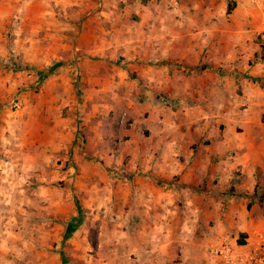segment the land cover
<instances>
[{"label": "rangeland", "instance_id": "374dc122", "mask_svg": "<svg viewBox=\"0 0 264 264\" xmlns=\"http://www.w3.org/2000/svg\"><path fill=\"white\" fill-rule=\"evenodd\" d=\"M197 1L0 0V264H161L158 214L121 200L143 175L132 146L154 144L149 105L160 115L200 105L160 102L136 68H153L150 79L165 69L186 90L193 61L200 74L216 33L231 31L228 6L209 9L219 26ZM180 249L169 264H185Z\"/></svg>", "mask_w": 264, "mask_h": 264}, {"label": "crops", "instance_id": "0c3cea01", "mask_svg": "<svg viewBox=\"0 0 264 264\" xmlns=\"http://www.w3.org/2000/svg\"><path fill=\"white\" fill-rule=\"evenodd\" d=\"M171 2L160 0L158 6L173 7L175 4ZM228 2L199 0L190 7L200 10L205 7V13L210 18L216 16L220 26L221 15H214L209 9L219 7L218 12H224ZM231 3L227 26L231 31L216 33L215 46L207 54V63L200 66V74L193 61L186 90L176 86L179 77L165 74V69L160 68L161 73L150 79L153 68H136L141 84L163 93L158 94L159 99L166 97L172 103L178 99L183 105L186 102L200 105H189L176 112L169 110L163 115L149 105L152 111L149 120L156 135L154 144L146 143V138L132 146L130 160L136 152L145 155L134 165L143 175L130 177L129 189L121 200L131 203L135 199L145 211L154 208V214H158L160 222L155 216L153 227L160 243L161 264L172 262L170 256L175 258L177 245L181 246L185 264H209L215 249L223 243L235 253L246 252L264 225V201L254 195V189L264 192V42L255 40V34L264 27V0L261 6L251 0ZM174 39H168L169 44ZM157 42L161 45L163 41ZM142 50L140 47L138 53ZM179 141L185 146L178 145ZM196 141L199 143L191 146ZM145 173H150L155 183H150ZM167 181L173 184L166 187ZM180 201L181 210L177 205ZM69 219L66 226L71 222ZM174 225L177 230H173ZM219 258L218 264H226Z\"/></svg>", "mask_w": 264, "mask_h": 264}, {"label": "built area", "instance_id": "2783aa9c", "mask_svg": "<svg viewBox=\"0 0 264 264\" xmlns=\"http://www.w3.org/2000/svg\"><path fill=\"white\" fill-rule=\"evenodd\" d=\"M257 2L258 0H252ZM264 36V34H262ZM163 102H171V99L161 97ZM215 254L223 258L226 264H264V225L258 232L255 242L246 252L235 253L228 244H221L215 249Z\"/></svg>", "mask_w": 264, "mask_h": 264}, {"label": "trees", "instance_id": "16d2710c", "mask_svg": "<svg viewBox=\"0 0 264 264\" xmlns=\"http://www.w3.org/2000/svg\"><path fill=\"white\" fill-rule=\"evenodd\" d=\"M231 8H232V5H228V8H227V13H229L230 12V10H231ZM60 65V63H56V64H54L51 68H49V70L51 71V70H54L56 67H58ZM50 71H47V73H49ZM262 121H264V115L262 116ZM254 195H258V200L260 201V202H262V201H264V192H261V193H258L257 192V189H254ZM74 226L73 225H71V223H68V225L66 226V232H65V236H67V235H69L73 230H74V228H73Z\"/></svg>", "mask_w": 264, "mask_h": 264}]
</instances>
